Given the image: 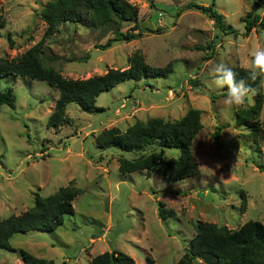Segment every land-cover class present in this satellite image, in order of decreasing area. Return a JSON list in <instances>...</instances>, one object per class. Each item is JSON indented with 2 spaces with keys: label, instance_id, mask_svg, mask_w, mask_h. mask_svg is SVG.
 I'll return each instance as SVG.
<instances>
[{
  "label": "rangeland",
  "instance_id": "rangeland-1",
  "mask_svg": "<svg viewBox=\"0 0 264 264\" xmlns=\"http://www.w3.org/2000/svg\"><path fill=\"white\" fill-rule=\"evenodd\" d=\"M48 1L0 0V57L16 58L42 38L47 25L39 13ZM128 1L138 10L140 37L101 49L116 27L126 31L133 23L88 28L62 22L44 41L42 63L63 77L81 79L126 69L128 57L139 51L151 66L169 64L167 77L122 81L97 97L94 113L69 103L68 121L49 128L58 90L40 79L0 78V90L10 87L14 97L13 107H0V220L32 207L36 195L45 197L67 185L80 190L72 200L74 213L61 226L13 234V249L0 248V264H21L19 248L55 264H90L95 255L111 250L130 255L136 264H145V256L153 264H175L197 220L231 230L248 220L264 224V129L254 141L234 120L252 97L226 111V90L210 85L216 63L241 66L252 50L264 47V30L243 34V17L251 10L263 14L264 0ZM192 4L212 6L223 15V27L237 32H223ZM190 108L200 110L201 122L191 142L198 165L192 177L169 181L143 170L122 174L118 159L132 154L96 146L102 130L124 131L151 118L175 121ZM220 124L225 127L217 141L213 134ZM178 154L165 151L168 157ZM159 200L173 216L158 217Z\"/></svg>",
  "mask_w": 264,
  "mask_h": 264
},
{
  "label": "trees",
  "instance_id": "trees-1",
  "mask_svg": "<svg viewBox=\"0 0 264 264\" xmlns=\"http://www.w3.org/2000/svg\"><path fill=\"white\" fill-rule=\"evenodd\" d=\"M193 8L205 13L218 24L225 33H236L232 27H223V15L210 5L192 4ZM40 18L46 23L42 38L32 47L16 58L0 57V78L7 76H24L46 81L58 90L54 108L47 118V127H58L68 121L66 106L75 103L87 113L99 110L96 106L97 97L103 92L114 88L125 80L138 81L147 78H164L172 71L167 64L154 67L146 63L139 51L128 57L126 69H108L105 73L87 78L71 79L63 77L53 67L45 66L41 61V53L45 39L49 38L62 22L79 23L88 28L105 26L117 22L133 23L126 31L120 27L114 30L101 49L110 46L113 41H131L142 35L137 24L138 10L128 0H51L41 9ZM244 35L252 29L264 30V12L259 15L251 10L244 17ZM9 45L12 42L9 41ZM237 79H247V73L239 65L232 66ZM248 86L257 88L251 95L252 104L240 108L235 113V124L249 130L248 137L256 141L264 129V120L260 113L264 103L263 85L260 80L248 81ZM14 106L12 89L0 90V107ZM225 126L220 124L213 134L218 141L219 132ZM201 129L200 110L190 108L182 117L175 121H164L151 118L146 122L137 121L124 131L116 128L102 130L96 136V146L100 149L115 148L122 153L132 154L118 159V171L128 174L145 171L147 175L156 174L169 181H179L194 176L198 171L196 159L192 155L191 142ZM166 149H176L178 156L168 157ZM262 169V164H258ZM80 190L72 185L59 188L55 193L42 197L36 195L34 204L19 215H10L0 220V248L12 250L9 238L17 233L28 231H54L63 224L67 215L74 209L72 200ZM244 202V201H243ZM162 201H157V215L166 219L174 215L171 209L166 210ZM21 264H55L52 260L36 257L19 248ZM264 264V224L259 220H248L236 229L225 225L197 220L194 224V235L184 255L175 264ZM90 264H136L133 258L119 250L105 251L95 255ZM145 264H153L150 256H145Z\"/></svg>",
  "mask_w": 264,
  "mask_h": 264
},
{
  "label": "clouds",
  "instance_id": "clouds-1",
  "mask_svg": "<svg viewBox=\"0 0 264 264\" xmlns=\"http://www.w3.org/2000/svg\"><path fill=\"white\" fill-rule=\"evenodd\" d=\"M247 73V79H237V73L226 63H216L211 69L210 85L216 89L226 90L223 101L224 109L231 110L243 106L250 95H255L257 88L248 86V81L260 80L264 84V47L251 51L250 57L241 63Z\"/></svg>",
  "mask_w": 264,
  "mask_h": 264
},
{
  "label": "water",
  "instance_id": "water-1",
  "mask_svg": "<svg viewBox=\"0 0 264 264\" xmlns=\"http://www.w3.org/2000/svg\"><path fill=\"white\" fill-rule=\"evenodd\" d=\"M186 250H187V248H186ZM195 264H202V263L200 261H198V260H195Z\"/></svg>",
  "mask_w": 264,
  "mask_h": 264
}]
</instances>
